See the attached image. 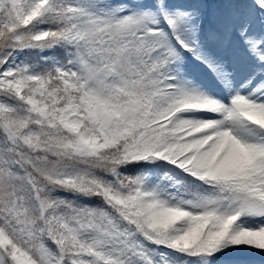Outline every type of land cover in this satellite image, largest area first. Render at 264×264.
I'll list each match as a JSON object with an SVG mask.
<instances>
[{
	"label": "snow or ice",
	"instance_id": "obj_1",
	"mask_svg": "<svg viewBox=\"0 0 264 264\" xmlns=\"http://www.w3.org/2000/svg\"><path fill=\"white\" fill-rule=\"evenodd\" d=\"M0 264H264V0H0Z\"/></svg>",
	"mask_w": 264,
	"mask_h": 264
}]
</instances>
